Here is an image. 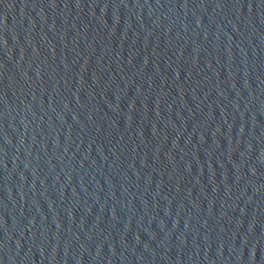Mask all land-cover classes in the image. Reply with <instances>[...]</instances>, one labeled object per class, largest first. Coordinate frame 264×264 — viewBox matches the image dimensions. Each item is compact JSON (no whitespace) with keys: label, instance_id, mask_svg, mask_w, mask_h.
Segmentation results:
<instances>
[{"label":"water","instance_id":"95a60500","mask_svg":"<svg viewBox=\"0 0 264 264\" xmlns=\"http://www.w3.org/2000/svg\"><path fill=\"white\" fill-rule=\"evenodd\" d=\"M0 264H264V0H0Z\"/></svg>","mask_w":264,"mask_h":264}]
</instances>
